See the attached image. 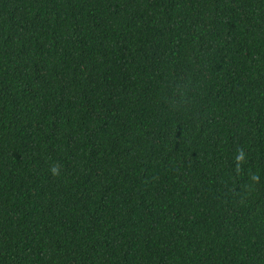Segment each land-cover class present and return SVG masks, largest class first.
Instances as JSON below:
<instances>
[{
    "label": "trees",
    "instance_id": "16d2710c",
    "mask_svg": "<svg viewBox=\"0 0 264 264\" xmlns=\"http://www.w3.org/2000/svg\"><path fill=\"white\" fill-rule=\"evenodd\" d=\"M0 264H264V0H0Z\"/></svg>",
    "mask_w": 264,
    "mask_h": 264
}]
</instances>
